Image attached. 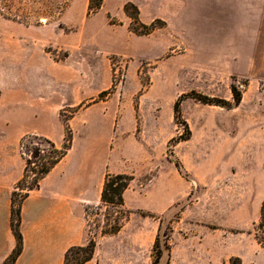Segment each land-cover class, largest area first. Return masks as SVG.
<instances>
[{"label":"rangeland","instance_id":"1","mask_svg":"<svg viewBox=\"0 0 264 264\" xmlns=\"http://www.w3.org/2000/svg\"><path fill=\"white\" fill-rule=\"evenodd\" d=\"M129 1L140 10V0H104L95 14H88L89 0H2L3 13L18 21L0 15V142L8 105L25 112L13 105L11 65L17 73L55 65L63 82L75 71L80 101L111 102L122 111L104 123L109 164L133 177L117 235L102 233L112 209L88 204L87 244L95 242L97 264H154L158 244L163 256L156 264H264L253 235L264 200V20L254 32V12L251 32L242 33L247 0H237L239 8L228 0L218 38L197 42L173 13L178 1L187 11L183 0H160L156 19L165 27L137 36L124 12ZM256 40L258 49L250 43ZM234 86L239 106L204 103L233 102ZM77 111L66 107L60 117L70 120ZM89 124L80 119L71 127L77 151L82 138H97L85 133ZM20 154L31 153L21 145Z\"/></svg>","mask_w":264,"mask_h":264},{"label":"crops","instance_id":"2","mask_svg":"<svg viewBox=\"0 0 264 264\" xmlns=\"http://www.w3.org/2000/svg\"><path fill=\"white\" fill-rule=\"evenodd\" d=\"M159 2L140 0V16L145 13V8L149 12L144 23L149 24L160 17ZM233 2L240 7L237 0ZM260 3L262 5L255 8L252 0L243 4L242 33L251 32L252 14L256 12L257 29L254 32L259 34L258 26L264 20V0ZM183 5L188 6L187 11L184 8L181 11L178 1L173 4V13L185 20L188 39L192 36L194 41L205 42L207 37L218 38L214 32H221V26L227 24L228 0H183ZM205 9L209 10L204 13ZM206 32L212 34L208 36ZM250 43L258 49L257 40ZM8 76L16 98L13 105L23 106L25 112L15 113L8 105L5 141L0 142V264H4L17 247L12 228V193L25 173L26 159L20 154L23 138L28 134L45 137L61 148L65 126L60 116L66 107L78 108L69 120L71 127L75 128L77 120L89 121V129L84 131L97 137L82 138L77 151L74 136L68 154L40 181V188L29 193L21 207L23 251L15 264H64L70 248L87 244L86 209L90 203L101 202L105 176L108 173L121 174L113 171L109 164L105 139L109 125L104 126V123H115L122 111L112 109L111 102L88 105L80 101V76L75 71L67 73V81L63 82L55 65L40 71L19 70L18 73L16 66L11 65ZM29 89L35 94L26 95ZM9 149L10 152L5 153ZM84 264L97 262L92 258Z\"/></svg>","mask_w":264,"mask_h":264},{"label":"trees","instance_id":"3","mask_svg":"<svg viewBox=\"0 0 264 264\" xmlns=\"http://www.w3.org/2000/svg\"><path fill=\"white\" fill-rule=\"evenodd\" d=\"M2 0H0V15L8 20H16V16L4 14V9L1 7ZM104 5V0H89L88 14L98 13ZM62 12L61 8H58ZM124 12L127 17L130 18L129 29L137 36H147L152 34L154 31L165 27L166 23L162 20L155 19L151 24H145L140 19V10L135 3L132 1L127 2L124 5ZM110 17V15H108ZM113 23V22H111ZM235 96L233 102L222 101H204L206 104H215L216 106L232 107L235 105L239 106L241 103L242 94L236 87H233ZM74 114V113H72ZM176 117L180 115V103L179 101L175 104ZM62 120V119H61ZM69 119L62 120L65 126L64 143L61 148H58L52 140L45 137L33 136V134L26 135L22 140V147H26V151L31 153V158L26 159V168L23 178L18 182L15 187L14 193H12V228L14 235L17 240V247L15 251L9 255L4 264H15L20 253L23 251V236L20 229L21 219V207L25 198L31 193V191L38 190L40 188V181L46 177L68 154L72 148L73 143V130L68 123ZM188 130L189 126L185 123ZM25 141H29L30 144H26ZM133 177L130 174L121 173L113 174L108 173L105 176L103 193L101 195L100 206L105 207L107 210L112 209L115 214L113 219L107 223V228L102 231L104 235H117L122 227L126 217L124 215L125 198L124 195L130 187ZM88 213V207L86 209ZM253 235L255 241L264 247V200L262 201L260 208V217L253 226ZM95 242L90 240L89 243L82 247L70 248L65 254L64 264H84L89 260H92L94 255ZM157 252L156 264L160 257L163 256V251L160 249L159 244L155 246ZM83 254L79 257V255Z\"/></svg>","mask_w":264,"mask_h":264},{"label":"built area","instance_id":"4","mask_svg":"<svg viewBox=\"0 0 264 264\" xmlns=\"http://www.w3.org/2000/svg\"><path fill=\"white\" fill-rule=\"evenodd\" d=\"M24 148V147H23ZM27 152V151H26ZM28 158H31V154L28 156Z\"/></svg>","mask_w":264,"mask_h":264}]
</instances>
